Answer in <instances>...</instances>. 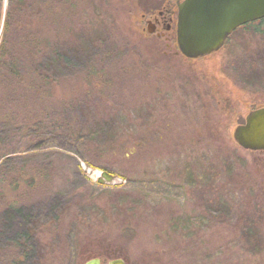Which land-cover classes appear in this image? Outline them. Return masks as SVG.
<instances>
[{
    "label": "rangeland",
    "instance_id": "obj_1",
    "mask_svg": "<svg viewBox=\"0 0 264 264\" xmlns=\"http://www.w3.org/2000/svg\"><path fill=\"white\" fill-rule=\"evenodd\" d=\"M32 1L19 30L56 54L0 87V264H264V150L233 137L264 106L260 34L187 59L145 29L157 0Z\"/></svg>",
    "mask_w": 264,
    "mask_h": 264
},
{
    "label": "water",
    "instance_id": "obj_2",
    "mask_svg": "<svg viewBox=\"0 0 264 264\" xmlns=\"http://www.w3.org/2000/svg\"><path fill=\"white\" fill-rule=\"evenodd\" d=\"M264 18V0H183L178 5L176 40L181 53L190 58L216 51L238 27ZM233 137L248 150H264V106L250 111L243 124L235 127ZM99 182L110 181L103 171ZM83 264H101L93 257ZM108 264H126L117 258Z\"/></svg>",
    "mask_w": 264,
    "mask_h": 264
},
{
    "label": "trees",
    "instance_id": "obj_3",
    "mask_svg": "<svg viewBox=\"0 0 264 264\" xmlns=\"http://www.w3.org/2000/svg\"><path fill=\"white\" fill-rule=\"evenodd\" d=\"M9 0L7 8L3 13L2 4L3 0H0V27H2L0 35V87L5 85L7 90H10V95H15L14 80L25 82L27 89H29L30 83L28 81L29 76L34 75L45 83L49 82V74L42 68L35 67L37 62L36 58L40 59L47 57V51H51L50 55L56 54L54 45L52 43H45L44 48H41L40 43H35V35L33 32H25L19 30L20 24L27 27V25L37 17V14L32 11V0ZM252 29L254 32L260 34L261 41L264 39V18L256 21L248 22L237 29H235L230 36L238 30H249ZM229 36V37H230ZM263 38V39H262ZM10 40V43H7ZM227 42V40H226ZM225 42V43H226ZM42 49V50H41ZM45 53V54H44ZM57 57V55H55ZM50 62H53L51 57ZM35 61V62H34ZM22 69V74H19V70ZM26 72L24 77H21ZM11 76L14 78L11 79ZM50 83V82H49ZM27 99L29 95L25 96ZM37 117V116H36ZM37 118H40L39 116ZM11 121L7 118L2 117L0 120V129L12 126ZM27 126V125H26ZM31 230H33L31 228ZM29 229H23L20 235L15 238L18 246H24L25 241H29L31 238ZM22 243L20 244V242ZM25 247H27L25 245ZM22 256L27 259L30 254L28 250L23 251ZM32 258V257H31Z\"/></svg>",
    "mask_w": 264,
    "mask_h": 264
},
{
    "label": "flooded vegetation",
    "instance_id": "obj_4",
    "mask_svg": "<svg viewBox=\"0 0 264 264\" xmlns=\"http://www.w3.org/2000/svg\"><path fill=\"white\" fill-rule=\"evenodd\" d=\"M183 0H174V7L171 8L170 6H166L163 4L165 0H157L152 4V6H148L145 10L148 13H151V17H145L146 11L142 12V23L146 25L145 29L155 38H157L159 41L164 42L165 46L167 48H177L176 51H178L184 58L187 59H196V58H190L181 53L178 47V43L176 40V27H177V15H178V5ZM226 43H223L222 46H220L216 51L221 50L224 48ZM212 52V53H214ZM211 54V53H210ZM209 55V54H207ZM206 56V55H204ZM262 107V106H260ZM259 107V108H260Z\"/></svg>",
    "mask_w": 264,
    "mask_h": 264
}]
</instances>
